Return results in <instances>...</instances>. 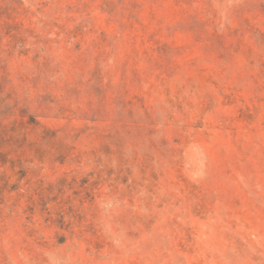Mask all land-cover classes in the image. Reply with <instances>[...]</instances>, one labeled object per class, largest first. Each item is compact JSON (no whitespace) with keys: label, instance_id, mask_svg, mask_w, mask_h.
Here are the masks:
<instances>
[{"label":"rangeland","instance_id":"374dc122","mask_svg":"<svg viewBox=\"0 0 264 264\" xmlns=\"http://www.w3.org/2000/svg\"><path fill=\"white\" fill-rule=\"evenodd\" d=\"M0 264H264V0H0Z\"/></svg>","mask_w":264,"mask_h":264}]
</instances>
